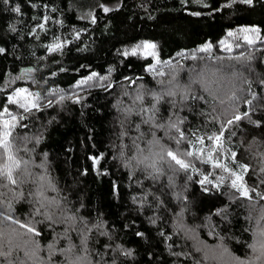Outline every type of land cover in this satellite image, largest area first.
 Here are the masks:
<instances>
[{
  "label": "trees",
  "instance_id": "obj_1",
  "mask_svg": "<svg viewBox=\"0 0 264 264\" xmlns=\"http://www.w3.org/2000/svg\"><path fill=\"white\" fill-rule=\"evenodd\" d=\"M144 42L156 45V57L123 55ZM0 49V134L4 120L14 125L12 155L38 181L0 180V219L28 220L34 236L55 239L53 227L67 226L55 225L45 208L42 230L38 216L41 200H56L73 225L114 238L99 241L105 249L134 248L121 264H238L261 255L253 246L264 228L251 221L264 212V0H0ZM19 89L39 95V110L19 109ZM4 108L27 118L12 121ZM177 128L185 134L179 144ZM189 139L205 160L211 146L213 161L196 160V172L166 155L195 152ZM216 159L224 167L214 168ZM8 164L0 148V168ZM204 175L211 183H200ZM237 176L248 196L240 181L233 187ZM16 191L20 198L9 200Z\"/></svg>",
  "mask_w": 264,
  "mask_h": 264
},
{
  "label": "clouds",
  "instance_id": "obj_2",
  "mask_svg": "<svg viewBox=\"0 0 264 264\" xmlns=\"http://www.w3.org/2000/svg\"><path fill=\"white\" fill-rule=\"evenodd\" d=\"M230 102V100L225 98L221 99V103L228 104ZM20 158L21 160L23 159V157ZM12 167L16 168L14 164ZM30 169L31 166L29 164H24L18 168L16 172L18 174L15 175L18 186L38 183ZM0 180H7V176L0 175ZM36 190L42 192L45 190V186L41 185ZM8 193L5 192L3 197H7ZM10 193L9 200L20 198L19 191H16L15 196H13L12 192ZM33 199H35V193H33ZM41 203L44 204V208L41 209L43 210L41 211V216H38L44 219V223L40 225L41 229L46 230L48 228L49 221L47 217L43 216L44 210L47 208L55 225L64 224L67 226L68 231H58V227L54 226L53 231L56 233V238L52 239L51 234H49L51 236L50 239H41L34 236L27 227H21L20 221L12 220L9 222L8 217L0 219V264H111L108 256L113 251L117 254L116 264H121L124 258L130 259L134 257V248L127 249L125 245L117 247V243H115L114 247L108 244V248L105 249L104 245L99 243V241L101 239L108 240L107 235L103 237L99 235L100 238H97L92 234L89 235L87 225L81 226L80 222L73 225L71 219L66 215V205L62 207V203H58L56 200H41ZM257 221H259L258 225ZM23 224L28 225L29 221L27 220ZM32 226H35L34 222ZM251 226L264 228V212H258L253 215ZM73 232L76 233V240H73ZM108 241H114V238ZM250 252L251 250L249 249L242 259H247ZM250 264H264V255L254 257Z\"/></svg>",
  "mask_w": 264,
  "mask_h": 264
},
{
  "label": "snow or ice",
  "instance_id": "obj_3",
  "mask_svg": "<svg viewBox=\"0 0 264 264\" xmlns=\"http://www.w3.org/2000/svg\"><path fill=\"white\" fill-rule=\"evenodd\" d=\"M5 2L7 3V0H5ZM233 2H235V0H233ZM242 2L244 3H248L251 4L252 0H242ZM13 11L19 13L20 12V8L19 6H16ZM105 11H107V9H105ZM198 14V13H197ZM13 30H15L13 28ZM242 32H258V29H241ZM234 34L232 32L228 33L229 37H232ZM246 43L248 45H252L255 40L253 38H250L248 36H244L243 38ZM220 44L223 48H225L227 51L231 52L232 50V43H229L227 40H221ZM236 47H240L239 44H236ZM156 48L155 44L152 43H147L144 42L142 44H137L135 47L131 48L130 50L126 49L123 52V55L128 56V55H132V56H136L138 54L139 51H144L145 53H147L150 56L156 57V52L154 51V49ZM211 48V45H207L205 48L200 49V51H207L208 49ZM0 51H3V49H0ZM109 71H111V69H109ZM95 76V73H93L92 75H90L88 77V80L91 81L93 79V77ZM102 79H106L105 77H101L97 80V83H99L100 80ZM81 84H84L85 81L81 80L80 82ZM59 91V90H57ZM24 93H28L27 89H19L16 91V97L21 98L22 102H19L13 98V96H8L7 97V101L9 104H17L18 103V107L19 109H23V113H30L33 109L39 110V108L42 106L41 103H39L40 101V97L38 94H34V93H28V96H32L34 95L36 97L35 100H30L28 98V96H23L22 94ZM169 95H174V93L169 92ZM61 99H63V96H61ZM137 99L138 100H142V95H137ZM45 100L47 101V103L49 105H51L53 103L52 100L45 98ZM3 112L8 113L11 116L12 121L17 120V118L23 120L26 119L27 117L24 114H19L18 116L12 115L9 112L8 108H4ZM241 117L239 115H237L235 117L236 120H239ZM151 119V117L149 118ZM232 121H229V123H231ZM4 130L2 132V134H0V148H2L4 150L5 153L8 154V160L10 161V164L5 165L3 168H0V175H6L7 179L11 182V183H16L15 179L12 176V165L14 164L16 167H19V162L15 160L14 156L12 155V151H11V143L9 141V137L11 136V131L10 128L13 127L14 125L11 124L8 120H4ZM159 127L163 128L164 125H159ZM171 127H175V125H171ZM177 131L180 132V130L177 128ZM153 136H155V134L153 133ZM175 140V142L177 144L181 143L182 140L185 139V134L183 132H180V136L179 138H173ZM217 141L219 140V137L215 138ZM156 143H159V141L157 140ZM189 143L192 145L193 148L196 149L195 152L193 151H189L187 149H185L183 152H181L179 149H177L176 151L173 150H168L166 155L168 157L171 158V161L174 162L175 166H178L179 170H184V171H192V172H196L197 169L195 168V161L196 160H200V162L202 163H209L213 161V156L211 154V146H209V152L207 155V159H203V149L201 148H196V141H192L189 139ZM200 143H203V141H200ZM137 148L140 152H143V149H139V146L137 145ZM148 157H143V159L140 161V163H144L145 160H147ZM96 163H99V161L97 160ZM212 166L215 167H224L223 165H221L219 163V159H216V161L212 164ZM150 167L155 168V163L153 162V164L150 165ZM225 170L227 171V168H225ZM158 171V169H157ZM41 179L43 180L44 177H41ZM237 181H240L239 187L242 189L243 191V195L248 196V189L244 187L243 182H242V177L237 176L236 180L233 181V187H237ZM205 182L211 183V181L209 180V176L208 175H204L203 179L200 180V183L203 185L205 184ZM207 190V189H205ZM41 196H43V193H40ZM258 195H261L262 198H264V194H260L258 193ZM45 199H47L45 197ZM37 212H39V209L37 210ZM50 219V217H48ZM21 227H27L28 230L30 232H35V228L34 227H28L27 225H21ZM36 235H39L38 232H36ZM261 236L264 237V231L261 232ZM254 250H258L261 255H264V239H262L259 243V248L257 249L256 246H253ZM238 264H250V262H246V261H239Z\"/></svg>",
  "mask_w": 264,
  "mask_h": 264
},
{
  "label": "rangeland",
  "instance_id": "obj_4",
  "mask_svg": "<svg viewBox=\"0 0 264 264\" xmlns=\"http://www.w3.org/2000/svg\"><path fill=\"white\" fill-rule=\"evenodd\" d=\"M116 6H118L117 4H112V5H108L106 8L107 9H110V8H114V7H116ZM219 77H217L216 79H218ZM219 79H221V81L222 82H224L225 81V78H219ZM227 81V80H226ZM229 83V82H228ZM230 84V83H229ZM170 91H169V89L165 92V94H167V95H169L168 93H169ZM173 96V95H172Z\"/></svg>",
  "mask_w": 264,
  "mask_h": 264
}]
</instances>
